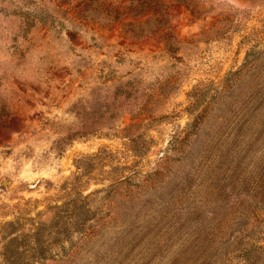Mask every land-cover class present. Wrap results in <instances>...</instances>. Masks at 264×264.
Wrapping results in <instances>:
<instances>
[{
    "label": "rangeland",
    "instance_id": "obj_1",
    "mask_svg": "<svg viewBox=\"0 0 264 264\" xmlns=\"http://www.w3.org/2000/svg\"><path fill=\"white\" fill-rule=\"evenodd\" d=\"M147 2L0 0V264H264V0Z\"/></svg>",
    "mask_w": 264,
    "mask_h": 264
},
{
    "label": "trees",
    "instance_id": "obj_2",
    "mask_svg": "<svg viewBox=\"0 0 264 264\" xmlns=\"http://www.w3.org/2000/svg\"><path fill=\"white\" fill-rule=\"evenodd\" d=\"M132 1H135L134 5L132 6V8L134 9V13L135 15H140L142 13V8L141 7H146L148 5L149 2H147L148 0H132ZM150 1V0H149ZM154 0H151V3L153 2ZM160 5H162L160 2H158L157 4H155V8L153 5H150L149 4V9L150 10H154V14L157 13L158 9L156 8L157 6L160 7ZM152 18H149L147 21L151 20ZM146 21V22H147ZM76 134V133H75ZM99 155V153L97 154H94V155H90V156H86V157H90V158H94V157H97ZM78 168L81 169L80 166H78ZM78 177H79V174H76L70 182L68 183H65L64 186L66 185V192L64 193L63 195V198L66 200V206H69V202L72 200V198L77 194L79 193V186H78ZM65 206V205H64ZM27 210V208H21V215H23L25 213V211ZM66 212L65 209H60L59 210V215L61 217V220L64 219V213ZM21 215H18V219H21ZM73 224H75V222H73ZM16 225V223L14 221L12 222H9L7 223L4 227H2L1 231H4L5 233V236L8 234V233H15V232H12L11 230H9V228L11 226H14ZM76 227V225H75ZM12 234V235H13ZM12 235H10L9 237L10 238H13Z\"/></svg>",
    "mask_w": 264,
    "mask_h": 264
}]
</instances>
